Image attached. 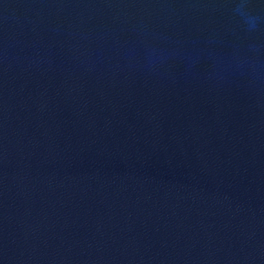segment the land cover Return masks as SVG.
Segmentation results:
<instances>
[{"label":"water","instance_id":"95a60500","mask_svg":"<svg viewBox=\"0 0 264 264\" xmlns=\"http://www.w3.org/2000/svg\"><path fill=\"white\" fill-rule=\"evenodd\" d=\"M0 0V264H264V0Z\"/></svg>","mask_w":264,"mask_h":264},{"label":"clouds","instance_id":"9594fccd","mask_svg":"<svg viewBox=\"0 0 264 264\" xmlns=\"http://www.w3.org/2000/svg\"><path fill=\"white\" fill-rule=\"evenodd\" d=\"M247 0H238V3L234 9V12L242 17L246 23L249 24L250 28L254 29L256 25L257 18L251 16L247 10Z\"/></svg>","mask_w":264,"mask_h":264}]
</instances>
